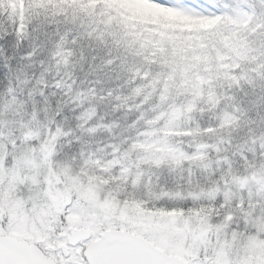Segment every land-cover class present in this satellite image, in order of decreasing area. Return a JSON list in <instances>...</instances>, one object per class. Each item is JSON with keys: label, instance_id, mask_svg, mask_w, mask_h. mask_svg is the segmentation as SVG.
Instances as JSON below:
<instances>
[{"label": "snow or ice", "instance_id": "snow-or-ice-1", "mask_svg": "<svg viewBox=\"0 0 264 264\" xmlns=\"http://www.w3.org/2000/svg\"><path fill=\"white\" fill-rule=\"evenodd\" d=\"M0 264H264V0H0Z\"/></svg>", "mask_w": 264, "mask_h": 264}]
</instances>
